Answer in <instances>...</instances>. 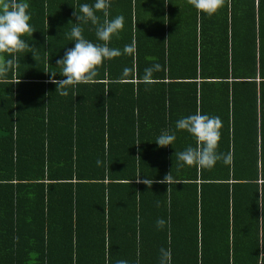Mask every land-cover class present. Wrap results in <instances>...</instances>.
Masks as SVG:
<instances>
[{
	"label": "trees",
	"instance_id": "obj_1",
	"mask_svg": "<svg viewBox=\"0 0 264 264\" xmlns=\"http://www.w3.org/2000/svg\"><path fill=\"white\" fill-rule=\"evenodd\" d=\"M26 2L30 48L0 79V264H160L161 248L171 264H264V0H225L211 16L188 0H110L124 28L108 46L122 54L58 91L76 12L96 0ZM80 27L103 44L91 21ZM197 111L221 119L230 164L175 155L196 146L176 122ZM166 131L176 140L160 147Z\"/></svg>",
	"mask_w": 264,
	"mask_h": 264
},
{
	"label": "clouds",
	"instance_id": "obj_2",
	"mask_svg": "<svg viewBox=\"0 0 264 264\" xmlns=\"http://www.w3.org/2000/svg\"><path fill=\"white\" fill-rule=\"evenodd\" d=\"M188 3L194 6L198 12L211 16L223 7L225 0H188ZM110 7V0H96L94 5L82 4L79 13L76 12L79 22L75 23L69 34V38L75 41V47L68 49L64 58L57 61L58 66H61L62 69L60 74L66 79L56 80V73H52L51 82L57 84V91L66 89L69 86L93 82L97 76V68L102 65L104 60H111L122 54L119 49L108 46L112 37L114 35L118 36L124 28L123 16L109 19L108 9ZM28 9L29 4L26 0H0V79H5L8 71L14 70L18 66L15 54L30 48V45L21 38L26 34L33 35ZM97 11L103 12V23H100V19L96 15ZM89 21L97 26L96 35L100 41H103V44H94L84 38L80 23ZM135 51V40L131 45H125L123 50L125 54H134ZM4 53L9 54L12 58L5 59L2 55ZM160 70L161 66L159 64L146 68L143 82L152 83L153 73ZM129 71L132 70L124 69V74L127 75ZM17 83H20V80L15 81V84ZM60 94L66 96L68 92L60 91ZM105 119H107V113H105ZM176 128L186 130L196 139L195 147L189 146L186 150L175 153L183 164L196 166L200 169H211L221 159L225 164L231 163L230 155L224 156L217 152L222 128V121L219 117L205 115L197 111L194 115L179 119L176 122ZM175 140V134L166 131L157 138L156 144L160 147H166L173 145ZM100 163L101 161H97L98 165ZM136 180L148 185L149 189L155 182L153 179L140 181V177ZM174 182L171 173L165 175L159 181L161 184L170 186L168 191ZM167 223L160 218L157 220L156 226L158 229H163ZM260 258L264 262V252L261 253ZM117 264H128V262L120 260ZM160 264H171L170 250L160 249Z\"/></svg>",
	"mask_w": 264,
	"mask_h": 264
}]
</instances>
